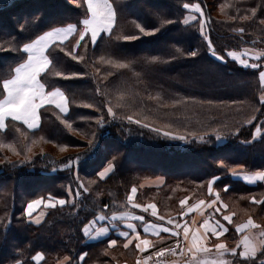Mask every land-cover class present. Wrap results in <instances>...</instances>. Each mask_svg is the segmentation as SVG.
I'll return each instance as SVG.
<instances>
[{
	"label": "trees",
	"instance_id": "obj_1",
	"mask_svg": "<svg viewBox=\"0 0 264 264\" xmlns=\"http://www.w3.org/2000/svg\"><path fill=\"white\" fill-rule=\"evenodd\" d=\"M66 1L0 2V46L9 49L4 51L0 48V77L17 66L18 55L10 50L15 44L29 42L53 27H67L76 23L78 18L83 20L82 0H72L77 5L66 4ZM109 1L117 12L112 36L104 33L103 43L98 41L96 45H92L86 37L85 41H81V47L76 49V54L83 56V60L73 61L70 56L60 53L55 70L64 75L45 74L46 79L41 77L47 90L59 87L65 93L69 113L65 115L54 106H46L40 109L38 129L29 130L22 123L9 119L6 121L7 131L0 130V144L17 147L21 154V157L11 160L16 165L13 167L6 162L9 157L3 155L0 147V156L4 157L0 163V221L3 222L0 223V264H16L17 261L35 264L31 258L37 252L44 254L40 264H81L78 258L84 252L88 255L83 264L127 263L121 253L131 257L133 252L129 249V254H126L124 240L115 248H110V236L90 242L81 229L101 211L110 217L131 210L127 198L132 187L137 188L140 198L144 195L165 198V207L159 208L164 219H167L166 210H171L186 198L181 197L184 190H191L194 194L190 200L199 198L200 194L206 195L205 184L213 175L223 178L220 186L230 184L231 187L224 192L225 196L231 190L236 195L257 190L256 186L230 179L229 173L232 166H243L246 171L264 169V164L260 163L264 160V138L257 137L253 141L254 128L244 123L251 115L256 116L253 123L257 126L264 121V106L259 104L264 87L257 70L238 67L227 52L241 51L251 45L264 48V24L261 23L264 19V0H259L263 6L256 15H253L252 7L257 0L239 2L243 4L241 9H231L230 14H252L254 18L251 21H221L219 25L207 12L209 35L217 55H223L225 62L211 55L200 32L201 20H193L188 25L183 23L190 12L183 5L197 0ZM160 17L174 23L165 25L155 35L140 34L135 41L115 39L117 35L138 34L137 23L149 30L153 26L159 27ZM82 27V24L78 25V28ZM241 27L244 28L242 34L238 31ZM78 38V34H74L64 42L66 51H72ZM85 43L88 44L87 49L83 47ZM178 48L183 55L176 51ZM191 51H197L198 55L190 56L188 53ZM154 57L159 59L154 60ZM115 63H128L129 67L116 68ZM259 63L264 64V59ZM114 94L127 98L122 103L119 102L121 99L112 97ZM0 99H3L2 95ZM118 102L121 107H116ZM109 106L113 107L116 119L107 114ZM138 110L153 121H163L196 135L207 133L204 136L207 142L199 143V139L191 135L189 140L177 144L174 139L141 124L129 123L128 115L135 114L134 120L143 117ZM101 115L105 118L102 127L96 124ZM58 117L71 123L72 130H68ZM240 124L243 126L239 135L228 132L227 128ZM214 129L225 133V144H217L211 131ZM92 133H95V140L90 146L88 140L92 138ZM25 137L34 142L44 140L58 151L62 147L78 151L63 156H57L52 151H38L36 155H30L33 151H26ZM85 153L92 158L83 167H63L67 158ZM114 155L117 156L115 171L101 179L98 171L103 170L107 160ZM25 156H30L31 160L24 161ZM130 159L132 162H129ZM219 162H223L225 167H220ZM153 166L164 169V174ZM152 175L166 178V186L162 190L141 187L147 179L154 178ZM80 183L88 191L81 189L80 195L76 196ZM69 187L73 190L71 195ZM258 189L264 191V185L260 184ZM156 192L161 195H155ZM49 195L65 199L68 203L63 207L49 208L39 225L30 222L24 212L26 203ZM167 199L169 202L166 205ZM259 208L262 218L258 224H264V205H259ZM179 214L175 213V216ZM159 217L146 215L153 222H159ZM234 231V226H231L227 236L230 241L234 240ZM66 256L71 258L70 261L64 260Z\"/></svg>",
	"mask_w": 264,
	"mask_h": 264
},
{
	"label": "snow or ice",
	"instance_id": "obj_2",
	"mask_svg": "<svg viewBox=\"0 0 264 264\" xmlns=\"http://www.w3.org/2000/svg\"><path fill=\"white\" fill-rule=\"evenodd\" d=\"M81 6L84 11L82 13L83 20L81 21L79 18L76 23L68 24L67 27H53L51 30L43 31L42 34L36 35L34 39H30L29 42H18L15 44L10 50L13 53L18 55L17 66L12 68V70L3 77H0V95L3 96V99H0V130L7 131L8 125L6 121L9 119L11 121L21 122L23 125L27 127L29 130H35L40 127L41 116L40 109L44 108L46 105H53L56 109L59 110L60 113L67 114L69 111L68 108V97L59 87H53L52 90H47L45 82H42L41 77L45 74L55 75V76H63L64 74L60 71L55 70V62L60 53H64L66 56H70L73 61L83 60L84 57L76 54V49L81 47V41L87 40L92 44L96 45L98 41L103 43V34L108 33L109 37L112 36L113 28L116 24L117 20V12L114 6L109 2V0H82ZM183 7L185 9L193 10L198 16L201 18L200 22V32L204 36L207 41V47L211 51L213 56H217L216 48L213 46L212 39L205 31V23L203 21L204 12L199 3L194 4H184ZM255 14V10H253V15ZM248 19V17H244ZM191 20H196L197 16L193 15L190 17ZM159 27L153 26L151 30L147 29L145 26L141 24H136L135 27L138 29V34H127V35H117L115 37L116 40H126V41H135L140 38V34L143 35H155L157 32H160L161 28L165 25L173 24L174 21L170 19H166L164 17H160ZM32 23V22H30ZM185 25H188L189 19H185L183 21ZM264 23V21H261ZM82 24V29L78 28V25ZM27 31V28L25 29ZM239 33H244V28L238 29ZM73 34H78V40L76 41L72 51H66V47L64 45V41L69 38V36ZM85 49H87L88 44L85 43L83 45ZM4 51H8L9 49L3 48ZM178 53L183 55L181 49H176ZM192 57H196L198 55L197 51H191L188 53ZM247 54V50L244 53H238L236 51H228L227 56L231 57L234 61H239V63L245 68H251L258 71V78L261 84H264V64L258 62H249L248 59H244L243 57ZM154 60L159 59L158 57H154ZM218 59L224 60V56H218ZM251 59V58H250ZM255 61H260L264 59V56L256 55ZM103 60V57H101ZM108 63H113L112 61H108ZM114 67L116 68H128V63H115ZM65 79H69L68 76H64ZM262 94L259 96V104L264 106V89H261ZM122 99V97H121ZM159 99V97H156ZM179 103V102H178ZM91 107V105H87ZM122 105L117 103L116 107H121ZM167 106V105H165ZM174 106V105H173ZM256 112H259V109H256ZM107 114L113 119H116V113L113 110L112 106L107 108ZM127 120L129 123L141 124L142 127H150L147 123H141L139 119H133L132 115H128ZM60 119V117H58ZM256 120V116L253 115L250 119H247L244 123L248 125H252L254 131L252 133V140L255 141L257 137L264 138V121L260 122V125L257 126L253 122ZM60 122L64 124L68 130H72V124L69 123L65 119H60ZM105 123L104 115H101L97 120L96 124L99 126H103ZM243 124L235 126L234 128H227L230 134L239 135L240 127ZM154 132H160L161 129L158 127L151 128ZM19 131V129H16ZM213 134L215 135V139L220 141L225 133L219 129H214ZM21 135H25L21 133ZM163 135L165 137H171L173 139L186 140V136L181 134L178 136H173L171 132L164 131ZM196 139H199L202 143H206L204 136L208 135L205 133L204 135H196ZM26 138V137H25ZM43 139V137H41ZM95 140V133H92V138L88 140L90 146L93 145V141ZM245 143H248L247 141ZM4 145L0 144V147ZM11 150L16 154L20 155V152L17 151L15 147L12 145H7ZM65 148H61V151H65ZM28 152H31V148H27ZM91 155L85 153L84 155H78L75 158L69 157L66 162L63 164L65 169L69 168H81L85 165L90 159ZM30 156H25L24 161H30ZM117 160V156H112L111 159L107 160V166L103 167V170L98 171V176L101 179L106 178L110 173H113L116 168L115 161ZM9 164H12V161L8 159L6 161ZM13 167H16L15 164H12ZM220 167L224 168L225 165L221 162ZM55 170V169H53ZM232 175H237V170L235 168L231 169ZM221 179L220 176L213 175L207 184V191L210 195L214 196L211 203L207 205V207L211 208L213 205H216L218 202L221 203V207L227 208V205H224L222 201H220V193L214 191L213 185L216 184L217 181ZM243 179L248 181L249 183H256L257 181L264 182V171H258L251 174H244ZM77 180H79V176L77 175ZM83 189L84 192L88 191V188L84 187L82 183H80L75 191V195H80V190ZM223 191H228V186H225ZM69 194L71 195L73 190L71 187L68 189ZM131 194L128 196V203L133 208H141L140 204H134L133 200L137 194V188L132 187L130 190ZM99 195V194H98ZM47 201V203H45ZM68 203L65 199L54 198L51 195L48 197H40L38 199H33L30 202L26 203L24 212L25 216L30 222H34L39 225L41 220L39 218H35L33 220V213L39 206H46L48 208L55 209L57 206L63 207ZM188 203L187 198L180 201L181 206H184ZM252 204L264 205V199H257L256 197L251 198ZM73 204H75V200H73ZM205 201L200 200L195 206H190L187 208L184 215L194 211V209L199 208L201 205H204ZM107 207V205H105ZM221 207L215 208V212H220ZM151 210V215H157V206L155 204H148L147 206L142 207V211L147 213ZM236 213L233 212L228 215H223V221H227L228 224H233V216ZM42 216L43 213H40ZM117 219L120 220H133V221H144L143 215H133L129 212L123 213L120 217L115 215L109 217L103 214V211L95 218L89 220L87 223L83 225L81 229L83 235L88 237L89 239H96L101 235L107 234L109 229L107 227H101L95 231L96 225L98 221H115ZM159 219L163 220L164 217H159ZM211 217H208L204 220L202 224L203 229L205 230L204 237L199 235L200 229H196V232L193 234L191 239V246L187 248V252L191 253L192 261L191 264H264V224L256 223L251 217H249L246 222L234 225L235 231L242 234L240 240L237 242L236 247L229 248L227 244L219 242L214 243L215 248V256L212 260H201L200 256L203 254L207 256L212 252V249L207 247L204 243V240L207 238V234L211 233L213 236L219 240V237L223 236L228 232V228L221 223L220 220H215L210 223ZM0 223H3L0 221ZM10 223V222H9ZM169 224H172L173 221L169 220ZM127 230L119 231V237L123 238L125 241L123 243V247L127 249L130 245L135 241V248L140 250L141 252L145 251L150 245L151 241L147 238H141L140 232L137 231L136 225L134 223H127ZM183 228V238L185 241L189 238L190 228L187 222L183 225L177 223L175 225V229H170L168 227L158 228L156 225H147L143 231L145 233L151 232L152 234L159 235L160 231L170 232L171 235L179 237L180 232L178 229ZM117 245V239H108V246L115 247ZM177 248H179V240L177 241ZM173 253L175 249H170ZM184 250L181 249V254H183ZM164 254V250H161L157 253V255L162 256ZM88 253L84 252L79 256V261L81 264L85 261ZM107 255V253H105ZM35 264H40L41 261L44 260V254L42 252H37L31 258ZM70 257H65V261H70ZM16 264H23L22 261H17Z\"/></svg>",
	"mask_w": 264,
	"mask_h": 264
},
{
	"label": "rangeland",
	"instance_id": "obj_3",
	"mask_svg": "<svg viewBox=\"0 0 264 264\" xmlns=\"http://www.w3.org/2000/svg\"><path fill=\"white\" fill-rule=\"evenodd\" d=\"M3 1H8V0H0V2H3ZM65 1V0H63ZM243 1H246V0H197L195 2H192V3H188V4H194V3H199L203 9V12H204V18H203V21H206V17H207V12L209 11V13L212 15V17L217 21V24H219L221 21H231V22H236V21H251L253 20L254 16L251 14V15H246V14H243V13H235L233 14V12L230 14V11L232 8H235L236 10L237 9H241L243 7V4H239V2H243ZM249 1V0H248ZM258 2H256V5L253 6L252 10H255V15L256 13L259 11V8L261 7V3L262 1H259L257 0ZM110 2V1H109ZM111 3V2H110ZM66 4H74V5H77L76 2H72V0H67L66 1ZM48 5V4H47ZM246 6V5H245ZM263 6V5H262ZM43 7H46L44 4H43ZM151 7H155V6H151ZM157 8V7H156ZM190 10V12L188 13V18L189 19V22L191 23L193 20L190 19L191 16L193 15H196L197 16V19L201 20V18L198 16V14H196L193 10L191 9H188ZM244 17H248V19H245ZM195 21V20H194ZM261 21H264V19H262ZM264 24V23H263ZM220 25V24H219ZM210 26V23L208 22L207 20V23H205V31L207 33H209V28ZM203 36V35H202ZM204 37V36H203ZM157 47V46H155ZM245 50H247V54L243 57L244 59H248L249 62H258L259 61H255V56L256 55H261L263 56L264 55V48H260L259 45H251V46H248V47H244L241 51H236L238 53H244ZM212 55V54H211ZM213 56V55H212ZM213 58L217 59L218 61H221V62H225V60H220L218 59V55L217 56H213ZM231 58V57H230ZM251 58V59H250ZM232 59V58H231ZM234 61V60H233ZM236 62V65L240 68H245L243 67L239 61H235ZM246 69V68H245ZM263 87H264V84H262ZM114 99L118 100V99H122L119 100V102L122 101V103H124V100L125 98H127L126 96L124 95H113L112 96ZM155 100V99H154ZM127 106V105H126ZM242 107V106H241ZM240 108V107H239ZM139 111V110H138ZM132 112H134V110H132ZM138 113H142V111L138 112ZM134 118V115L135 114H131ZM142 116L143 117H140V120L143 122V123H147L150 125V127H148L149 129H151L152 127H158L161 129L160 132H158V134H161L163 135V132L164 131H169L172 133L173 136H178V135H185L186 136V140H189L191 138V135L193 133L191 132H188L186 130H183L181 128H177V127H174V126H171L170 124H167L163 121H153L152 119H150V117L148 115H146L145 113H142ZM252 117V115L250 116V118ZM249 119V118H248ZM213 132V130H211ZM157 133V132H155ZM164 136V135H163ZM171 138V137H170ZM173 139V138H172ZM205 139V138H204ZM176 142H178L177 144H182L183 142H185L184 140H180V139H174ZM182 141V142H181ZM206 141V140H205ZM189 142V141H187ZM227 142V138L223 137L220 141H217V144L218 145H222V144H225ZM199 143H202L200 140H199ZM209 144V143H208ZM24 147L27 151V148H31V151H33V153H30V155H36L39 152L41 151H52L54 152L57 156H63L65 154H68L70 152H77L78 150H73V149H70V148H67L65 151H58L55 149V147L52 145V144H49L47 143L46 141L44 140H40V141H33V140H30L28 139V137H26L24 139ZM210 147V145H209ZM17 149V147H15ZM212 148V147H211ZM2 149V153L3 155L6 157L8 155L9 159L10 160H13L15 158H19L21 157V154L20 155H16L10 147H7V146H3L1 147ZM17 151H19L17 149ZM28 152V151H27ZM242 158H244L243 156H241ZM4 160V157L0 156V163ZM175 162V160H172ZM129 162H132L131 159L129 160ZM161 162V161H160ZM173 163V162H171ZM260 163L261 164H264V160H260ZM170 163H168L169 165ZM221 162H219V166H220ZM225 165V164H224ZM144 167V166H143ZM235 168L237 171L241 170L240 172L241 173H245V174H251V173H254V172H258V171H264V169H261V170H248L246 171L245 168L243 166H232L230 168V173H229V177H231L230 179H235V180H240L242 183H244L245 185L247 186H256V190L255 192H252V193H247V194H234L233 191L231 190L230 193H228V195L225 196V191H223L224 187L225 186H228V188H230V184H223L220 186V182L221 180H223V178L221 177V179L219 181L216 182L215 185H213V188H214V191L216 192H219L220 193V201H222V203L224 205H227V208H223L221 207V203L218 202L216 205H213L211 208H213L215 210V208L217 207H221V211L220 212H217L218 215L222 218L223 215H228V214H231L233 212H235L236 214L233 216V222H237V221H246L249 217H251L255 222L258 223V221H261V216L259 215L260 214V208H259V204H252L251 203V198L254 196L256 197L258 200L259 199H264V191H259V185L260 184H263L264 185V182H258L256 185H249L247 183L244 182L243 179H238L239 176H234L232 175V172H231V169ZM153 169L155 170H159V173L160 174H164V169H162L161 167H155L153 166ZM186 172H189V171H184V173ZM193 173H196V171H192ZM183 173V171L181 172ZM199 173V172H197ZM179 174V173H178ZM154 176V175H152ZM161 176V175H160ZM108 177V176H107ZM157 176H154V178H156ZM154 178H149L147 179L144 183H142L141 187L143 186L144 188H146V184H148V182H152ZM241 178V177H240ZM163 180V179H162ZM146 183V184H145ZM163 184L161 186H155L157 189L161 188L160 190H162L166 185V178L163 180L162 182ZM207 184L208 182L205 184L206 185V188H207ZM140 187V188H141ZM184 193L183 196L181 197H186L187 200H188V203L184 206H181V204H176L174 208H172L171 210H166V215L167 216V219L168 220H172L174 223L177 222V218L175 216V213H181V212H184V208L185 207H188L189 205L191 204H197L200 200H203L205 201V204L204 205H201L200 207H206V208H209L207 207V205L209 203H211L212 199H214V196L213 195H210L207 191V194L206 195H202L200 194L199 198L197 199H194V200H190L191 197H194V194L191 193L192 191L190 190H184L183 191ZM157 193V192H156ZM155 195H161V193H157ZM156 197V196H154ZM180 197V198H181ZM185 198V199H186ZM165 198L163 199V197L161 196L158 197L157 199L155 198H152L151 196H145L144 197H141L140 196L138 197V194H137V197H135V199L133 200V203L134 204H140L142 207L143 206H147L148 204H155L157 206V215L156 216H152V217H159L161 216L160 212H159V208L160 207H165V203L164 201ZM169 199H167V202H166V205L168 204V201ZM241 200H245V204L243 202H241ZM244 205V206H243ZM42 210V209H41ZM45 210V209H43ZM165 210V209H163ZM46 211V210H45ZM149 213H151V210H149ZM33 214H36V212L34 211ZM160 214V215H159ZM111 217V216H110ZM35 218H39L42 222V220L44 219V214L41 216H33V220ZM101 227H107L109 229V232L107 234H104V235H101L100 237L96 238V239H88V241L90 242H93V241H98L100 239H104V237L106 235H108L114 228H116L115 226V223L114 221H110V220H106V221H98L97 222V225H96V229H94L93 231V234H95V231L98 230L99 228ZM177 245V243H175ZM174 244V245H175ZM165 248V247H163ZM162 248V249H163ZM179 248H180V245H179ZM129 249H126V251H128ZM161 249L159 247H156L154 248L152 251H151V255H149L147 258L151 259L154 257V255H156ZM181 250V248H180ZM122 256H123V260L126 261L127 263L129 264H140V263H144L146 262V259L145 258H141L139 260H136V257L137 256H131V257H127L125 254L121 253ZM126 254H129V251L126 253ZM191 256V254H190ZM192 257V256H191ZM176 258V257H175Z\"/></svg>",
	"mask_w": 264,
	"mask_h": 264
},
{
	"label": "crops",
	"instance_id": "obj_4",
	"mask_svg": "<svg viewBox=\"0 0 264 264\" xmlns=\"http://www.w3.org/2000/svg\"><path fill=\"white\" fill-rule=\"evenodd\" d=\"M187 18H188V15L186 16V19ZM71 36H69L68 39H70ZM67 40H65L64 42H66ZM46 106H53V105H46ZM68 108H69V103H68ZM69 110H70V108H69ZM68 113H69V111H68ZM240 171L241 170L237 171L238 174L234 175V176H239L238 179H243V175L245 173L243 174V173H241L242 171L241 172ZM162 179L164 180L165 178L160 177V176L156 177L155 179H153L152 182H150V183L148 182V184L145 183L146 184L145 186L146 187L147 186L148 187L161 186L163 184L162 183L163 182ZM244 182L249 184V185H254V184L256 185L259 181H257L256 183H249L248 181L244 180ZM137 194H138V192H137ZM137 194H136V197H137ZM45 203H47V201H45ZM195 205L196 204L194 203V204L189 205L188 207L195 206ZM188 207H185L184 208V212H181L178 216H176L177 222H175V223L173 222L172 224H169L168 223V221H169L168 219H163V220H160L159 222H153V221L149 220L148 218H146V215L149 216V215H151V213L143 212L142 211V207L141 208H133L131 206L132 209L129 210V211H125V212H129V213H131L133 215H143L144 218H145L144 221L141 222V221L117 219V220L114 221L116 228H114L108 235H106L104 237V239L109 237V236H110L111 239H117V245L116 246H118L119 245L118 243L121 240H123V238L119 237V235H118L119 231L127 230V228H126L127 223H134L136 225L137 231L140 232L141 238H147V239H149L151 241V245L143 252H141L140 250L135 248V243H136L135 241L133 242L132 245H130L127 248V249H131L132 250V252H133L132 256H137L136 260H139L141 258L147 259V257L149 255H151V251L154 248L159 247L160 249H162L163 247L169 246L171 243H177V241L179 240L180 248L183 249L184 252H183V254L179 255L178 257H176L172 261H170L169 264H191L192 257H190L189 260H186L184 256L187 255V254H191V253L187 252V248L191 246L192 236L196 232V229H200L199 235L201 237H204L205 230L203 229L202 224L204 223V220L206 218L211 217L210 223L214 222L215 220H220L221 223L224 224L228 228V232L225 233L223 236L219 237V240H217L216 237L213 236L211 233H208L206 240H204V243L206 244L207 247L212 249V252L210 254H208L207 256H204L203 254H201L200 259L201 260H204V259L212 260L214 258L215 251H216L215 248H214V243L222 242V243L227 244L229 248L236 247L237 242L240 240L242 234L239 233V232L234 231V233H235L234 236L236 238L234 237V240L230 241L229 239H227V236H228V234L230 232V228H231V226L238 225V224L244 223L246 221L241 222V223L233 222V224H228L227 221H223V219L218 215L217 212L214 211L213 208H206V207L205 208L204 207L196 208V209H194V211L188 213L187 215H184V213L186 212ZM43 209H45L47 211L49 208L46 207V206H39L35 210L36 214H33V216L37 217V216L40 215V213H43L44 214V218H45L46 211L43 210ZM125 212H123V213H125ZM123 213L117 214L115 216L120 217ZM185 222H187V224L189 225V228H190L189 238H188L187 241H185L184 238H183V228L178 229L179 232H180V236L179 237L171 235L170 232L160 231L159 235L157 236L155 234H152L151 232L145 233L143 231V229L149 224L156 225L158 228L168 227L170 229L176 230L175 229V225L177 223L183 225ZM234 230H235V227H234ZM100 240H102V239H100ZM100 240H98V241H100ZM93 242H95V241H93ZM115 247H112V248H115ZM125 264H127V263H125Z\"/></svg>",
	"mask_w": 264,
	"mask_h": 264
},
{
	"label": "built area",
	"instance_id": "obj_5",
	"mask_svg": "<svg viewBox=\"0 0 264 264\" xmlns=\"http://www.w3.org/2000/svg\"><path fill=\"white\" fill-rule=\"evenodd\" d=\"M170 249H175V252L173 253L172 251H170ZM161 250H164V254L162 256L156 254L152 258V260L147 258L146 262L140 264H169L170 261H172L175 257L181 255V250L180 248L176 247V244L169 245ZM184 257L186 260H189L191 256L190 254H187Z\"/></svg>",
	"mask_w": 264,
	"mask_h": 264
}]
</instances>
